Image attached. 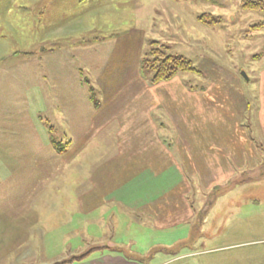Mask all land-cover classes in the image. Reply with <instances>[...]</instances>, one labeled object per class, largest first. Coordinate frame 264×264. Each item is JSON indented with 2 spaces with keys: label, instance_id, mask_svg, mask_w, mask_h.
Here are the masks:
<instances>
[{
  "label": "rangeland",
  "instance_id": "1",
  "mask_svg": "<svg viewBox=\"0 0 264 264\" xmlns=\"http://www.w3.org/2000/svg\"><path fill=\"white\" fill-rule=\"evenodd\" d=\"M151 247L264 264V0H0V264Z\"/></svg>",
  "mask_w": 264,
  "mask_h": 264
},
{
  "label": "crops",
  "instance_id": "2",
  "mask_svg": "<svg viewBox=\"0 0 264 264\" xmlns=\"http://www.w3.org/2000/svg\"><path fill=\"white\" fill-rule=\"evenodd\" d=\"M159 105H160V103H159ZM161 106L163 107L162 104H161ZM211 138L214 140L213 144L219 143L218 141H216L214 139L213 136H211ZM141 139H142L141 140L142 143L150 142V139H149V141L144 139V138H141ZM193 140L198 141V142H202V137L201 136L194 137ZM144 141H147V142H144ZM220 143L223 144L222 141ZM220 159L225 160L226 158L221 157ZM143 170L146 171V170H148V168L144 167ZM136 175H138V172L135 173V176ZM155 249H156L155 247L149 248L148 251H146V253H145L146 257L143 260L142 259L139 260L137 258L131 259V258H128L125 253H121L119 251H112L110 254H104V256H102V257L98 256L95 258L85 260L81 264H152L153 262L151 260H152V255H153V252L155 251ZM159 254H160V251L156 255H159Z\"/></svg>",
  "mask_w": 264,
  "mask_h": 264
},
{
  "label": "trees",
  "instance_id": "3",
  "mask_svg": "<svg viewBox=\"0 0 264 264\" xmlns=\"http://www.w3.org/2000/svg\"><path fill=\"white\" fill-rule=\"evenodd\" d=\"M254 6L255 7H250V8L255 9V10L263 9V7L262 8L260 7V6H262V3H258ZM173 74H174V71L171 68L165 67V68L157 69L156 75H155L154 79L152 80V82L154 84H156V83H159L161 81H167V80L172 78ZM71 263L72 262L65 263V264H71Z\"/></svg>",
  "mask_w": 264,
  "mask_h": 264
}]
</instances>
